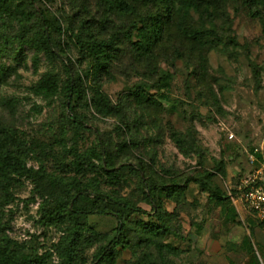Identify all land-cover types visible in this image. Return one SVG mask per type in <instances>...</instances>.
<instances>
[{
  "label": "rangeland",
  "instance_id": "374dc122",
  "mask_svg": "<svg viewBox=\"0 0 264 264\" xmlns=\"http://www.w3.org/2000/svg\"><path fill=\"white\" fill-rule=\"evenodd\" d=\"M14 4H22V0H14ZM33 5L36 11L31 12L24 27L14 20L0 29L4 32L0 35V50L4 48L0 51V69L6 70L5 80L0 85V118L14 126L23 138L39 141L36 153L28 157L30 167L38 169L39 160L43 159L44 168L49 173L72 174V157L66 154L63 145L66 144L68 149L77 145L80 151H86L97 142L103 143L105 137L117 153L115 169L126 179L120 188L121 194L151 211L152 205L144 199L137 184L138 157L150 164L154 179L197 175L202 170L212 169L216 159H224V173L214 179V184L223 190L234 184L251 166L252 156L258 160L264 158V32L259 18L251 14L242 1L229 0L227 3L231 30L218 21L220 33H232L237 46L207 49L204 79L202 75L189 77L184 59L159 49L154 52L157 56L153 59L157 72L149 74L145 64L134 59L129 43L123 39L109 74L100 75L102 89L114 103L125 102L139 82H145L146 89L157 94V89L153 88L157 76L164 71L172 74L162 107L136 108L126 113L125 120L133 118L134 112L143 117L138 136L141 148L135 150L130 146L128 152L118 150L119 142L131 139L127 127L123 132L117 128L123 126L119 116L103 117L92 110L79 109L86 116L89 129L73 138V130L64 116L62 97L49 102L31 90L46 71L55 70L64 76L62 60L69 65L71 60L74 65L80 63L74 43L65 35L59 37L60 45L54 48L58 52L57 58L36 52L30 43H26L40 28L42 16L46 14L55 18L63 27L70 21L76 28L87 18L92 21L99 17L96 0H35ZM192 19L199 22V14L194 12ZM126 22L127 18L116 16L120 38V28ZM99 32L102 33V29ZM55 36L58 38L57 33ZM170 39L187 55L195 53L182 37L173 35ZM20 43L24 47L16 57L15 51ZM9 98L16 101L14 107L7 105ZM190 125L197 131V138L205 148L202 159L195 154L183 155L170 138L169 128L184 130ZM230 134H233L232 138H229ZM93 162L98 163L95 158ZM90 170L88 176L93 175ZM106 183L105 188H112L111 183ZM39 190L28 178L16 182L14 201L2 206L6 231L40 253L50 252L52 264H61L55 247L66 226L51 223L44 217L45 204L37 195ZM186 201L188 203L181 207L164 197L162 199L167 211L178 210L183 229L182 239L173 235L164 238L165 242L181 250L180 255L170 256L175 264H264V220L260 221L245 211L241 214L234 209L222 211L205 194L199 199L189 196ZM138 218L145 217L138 214L130 217L131 220ZM84 220L96 231L110 236L118 224L116 217L104 214H90ZM142 251L138 249L137 254ZM151 251L155 252L154 249ZM93 252L94 248L83 253V264H91ZM135 255L133 250L124 249L117 264H131Z\"/></svg>",
  "mask_w": 264,
  "mask_h": 264
},
{
  "label": "trees",
  "instance_id": "16d2710c",
  "mask_svg": "<svg viewBox=\"0 0 264 264\" xmlns=\"http://www.w3.org/2000/svg\"><path fill=\"white\" fill-rule=\"evenodd\" d=\"M228 1L96 0L99 17L92 21L87 18L76 28L72 27L70 21L63 27L55 18L45 14L40 19V28L26 43H30L36 52L57 58L58 52L54 48L60 45L59 37L65 35L74 43L80 66L74 65L72 60L70 65L62 60L64 76L55 70L46 71L31 90L34 95L49 102L58 96L62 97L64 116L73 130V138L89 129L86 116L79 111L86 108L103 117L119 116L123 126L117 128L123 132L124 127H127L131 139L119 142L118 150L128 152L130 146L138 150L141 148L138 136L143 117L134 112L133 118L125 120V115L136 108L162 107V101L170 89L172 74L164 71L157 76L153 83L157 94L150 93L145 82H139L135 90L125 98V102L118 103H114L102 89L100 75L109 74L110 65L119 55L120 44L124 39L129 43L134 59L145 64L149 74L157 72L153 59L157 56L154 52L159 49L166 54L170 52V56L184 59L189 77L202 75L204 79L207 71L205 51L237 46L236 37L232 33H220L221 26L218 24L221 20L230 30L232 28L227 10ZM240 1L249 7L251 14L259 18L264 32V0ZM34 3L35 0H22V4H14V0H0V29H3L5 23L14 20L24 27L28 16L36 11ZM194 12L199 14V22L193 21ZM116 16L127 18L125 26L120 28L121 38L118 36ZM101 29L102 33L99 32ZM0 35H4L1 30ZM173 35L185 39L190 44L189 49L195 53L187 55L186 51H180L178 44L174 45L176 42L170 39ZM18 45L16 57L24 47L21 43ZM5 77L6 70L2 68L0 85ZM214 100H217L215 95ZM6 102L13 107L16 105L12 98ZM35 109L40 111L36 106ZM169 131L171 140L183 155L195 154L199 159L203 158L202 150L205 148L192 125L184 130L171 127ZM38 143L23 138L14 126L0 118V264H52L50 252L40 253L32 245L16 240L6 231L2 206L14 201V187L23 177L30 179L36 189H40L37 195L41 196L45 204L44 217L51 223L66 226L55 247L61 264H83V253L92 248L91 264H117L124 249L136 253L131 264H175L170 256L180 255L181 250L165 242L164 238L173 235L182 239L183 229L178 210L167 211L163 207V197L182 207L188 203L187 197L199 199L205 194L222 211L235 210L226 190L214 184L216 176L224 173V159H216L212 169L202 170L197 175L188 174L184 178L172 175L166 179H154L150 164L138 157L140 152L136 156L139 169H135V173L138 188L144 199L152 205L151 211H148L121 194L120 188L126 179L115 169L117 153L105 137L103 143L97 142L96 146L86 151H80L77 145L68 149L64 144L63 149L72 157L73 164V173L67 175L62 172L49 173L44 168L46 164L43 159L39 160L38 169L28 165V157L36 153ZM94 158L98 163L93 162ZM89 169L92 176L87 174ZM106 182L111 183L112 188H105ZM90 214L116 217L118 224L113 235L100 233L87 224L84 219ZM133 214L145 218L131 220ZM138 249H143L141 254H137Z\"/></svg>",
  "mask_w": 264,
  "mask_h": 264
},
{
  "label": "built area",
  "instance_id": "2783aa9c",
  "mask_svg": "<svg viewBox=\"0 0 264 264\" xmlns=\"http://www.w3.org/2000/svg\"><path fill=\"white\" fill-rule=\"evenodd\" d=\"M233 134L229 135L232 138ZM252 164L235 181L226 188L232 206L241 214H251L256 219L264 220V158L252 156Z\"/></svg>",
  "mask_w": 264,
  "mask_h": 264
}]
</instances>
